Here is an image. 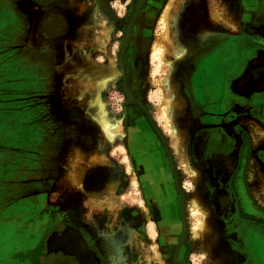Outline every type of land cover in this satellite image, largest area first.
I'll return each mask as SVG.
<instances>
[{
    "label": "rangeland",
    "instance_id": "1",
    "mask_svg": "<svg viewBox=\"0 0 264 264\" xmlns=\"http://www.w3.org/2000/svg\"><path fill=\"white\" fill-rule=\"evenodd\" d=\"M139 2L0 0V264L38 247V264L63 248L77 256V227L108 264H172L183 222L178 264L241 263L230 254L247 227L230 186L242 159L264 209V50L232 53L242 56L229 62L217 113L187 65L207 48L264 45V0H173L180 60L161 39L169 0H143L126 39ZM170 82L186 101L176 139L209 215L189 202L196 179L172 146ZM204 216L215 230L195 237ZM51 226L66 229L46 235Z\"/></svg>",
    "mask_w": 264,
    "mask_h": 264
},
{
    "label": "flooded vegetation",
    "instance_id": "2",
    "mask_svg": "<svg viewBox=\"0 0 264 264\" xmlns=\"http://www.w3.org/2000/svg\"><path fill=\"white\" fill-rule=\"evenodd\" d=\"M259 48L264 50V45L254 44L251 46H247L243 43L240 45H236L235 47L229 49L227 52H221V48L211 47L203 50L201 54L199 55L197 54V57L195 54H193V58L189 60V63L187 65L188 73L190 72L192 74V77L195 78V82H198V80H203L204 83H207L208 89L211 90V92H213L214 95L213 100H215L216 104L214 102L209 103L210 105H208V107L212 108L211 111H213L214 113L221 111L220 107L222 103L221 97H222L223 82L228 72L232 71L233 69V65L230 64L229 62L234 61L235 60L234 58H237V56H242L240 54L242 53V51H251ZM239 50H241L240 53H238V55L232 59L231 57L232 53L238 52ZM195 82L194 84H196V87H198V84ZM205 87H206L205 85L202 86L204 90ZM212 104H215V106L212 107ZM241 168H242V159L231 178L230 189H231L232 197L235 199L237 214L241 218V220L245 223L244 226L247 227L246 228L247 231L245 232L246 235H244L245 238H243L244 240L242 241V247L239 250L231 253L230 256H233L234 254L240 255V257L238 258V261L241 262L240 264H264V209H262L260 206L256 205L253 202L250 193L247 191L244 179H242V177L240 176ZM176 190H177V185H176ZM65 227L66 226H51L49 228L50 231H47L46 235L55 231L56 232H60L62 230L64 231L66 229ZM183 227L185 228V225H183L182 228ZM87 237L91 240L90 241L91 243L89 242ZM77 238H79L80 243L83 244L85 248H87V250L90 251L89 253L91 257L97 259V264H108L104 261L103 255L101 254L100 251L99 243H97V240H95L92 236H90V234H88L82 228L77 227ZM43 245L46 246V241H43ZM39 249L40 248L38 247L37 249L35 248L34 250L30 251L28 255L26 254L25 257H23V260L21 262H13V261L10 262V260L8 262L6 260L4 264H38L36 261L38 260V257L41 254L40 252L41 250ZM64 249L65 248L59 251V255L57 256L56 259H54L53 264H86L87 263L86 260L84 259V254L82 250L83 248H81L80 246L77 247L76 259L73 256L72 258L69 255L70 252L68 250L66 249L64 250ZM179 249L177 250L176 253L175 264H178ZM174 253H175V248L173 250V254L171 258L172 264H173ZM237 257L238 256H236V258Z\"/></svg>",
    "mask_w": 264,
    "mask_h": 264
},
{
    "label": "bare ground",
    "instance_id": "3",
    "mask_svg": "<svg viewBox=\"0 0 264 264\" xmlns=\"http://www.w3.org/2000/svg\"><path fill=\"white\" fill-rule=\"evenodd\" d=\"M172 3H173V0H169V6L166 8V10H165V12L161 18L162 22H163V31L161 33V39L173 49V51L176 54L177 60H180L183 56L184 49L181 45H179L176 42L175 35L172 31V26L174 25V21H175ZM135 14H136V12H135ZM215 16L217 17L216 13H215ZM131 22H132V20H131ZM158 55H159L158 52H156V56H158ZM241 82H242L241 85L243 86L244 79ZM164 84L166 85V83H164ZM185 102H186L185 98L183 96H181V94H180L179 85L176 82H170L169 89L166 91L165 98H164L163 103H162V109H163L164 113L166 114V116L168 117V119L170 120L171 125H172V135H173V137H175V141L173 140L172 146L176 152H177V145L179 144L181 146L182 153H183L182 158H181V163H183L186 166L187 170H189L192 173V176H194V178L196 179L197 187H196V190L193 192L192 196L189 198V202L194 206L196 211L199 210L200 212H206L209 215L210 209L202 203L203 193H202L201 181H200V178L198 176L199 172L195 169V167L191 163L190 149H189V147H186L185 145L182 147L181 139H176V135L178 134L179 130H178V127H177L176 122H175V114L185 104ZM120 121H121V119H120ZM118 124L119 123L114 124L113 126L111 125L112 128H111L110 134H113L112 132L118 128ZM186 145H188V143ZM177 190L179 191L178 187H177ZM183 224H184V222H183ZM211 229L215 230L212 227V225L210 224L208 217L204 216L201 220H199V222L196 226L192 227L191 230H192L193 235L195 237H197L199 235L203 236V237H208V234H209V232H211ZM196 231H198V233ZM184 237H185V228L183 227L181 230V234H180L178 243L180 241V243L182 244ZM178 243H177V245H178ZM181 244L178 245V249L181 246ZM177 245H176V247H177ZM176 253H177V251L175 248L174 254H176ZM236 256H238L237 257V260H238L240 255H238V254L233 255L234 258H236Z\"/></svg>",
    "mask_w": 264,
    "mask_h": 264
},
{
    "label": "crops",
    "instance_id": "4",
    "mask_svg": "<svg viewBox=\"0 0 264 264\" xmlns=\"http://www.w3.org/2000/svg\"><path fill=\"white\" fill-rule=\"evenodd\" d=\"M0 225H1V224H0ZM87 239L89 240V242L91 241L88 237H87ZM77 240L80 242V239H79V238H77ZM90 243H91V242H90ZM89 252H90V251L87 250V248H85V250L83 251L84 259H85L86 262H87L86 264H97V259L91 257V255H90ZM74 258L76 259L77 256H74ZM92 258H93V259H92Z\"/></svg>",
    "mask_w": 264,
    "mask_h": 264
},
{
    "label": "water",
    "instance_id": "5",
    "mask_svg": "<svg viewBox=\"0 0 264 264\" xmlns=\"http://www.w3.org/2000/svg\"><path fill=\"white\" fill-rule=\"evenodd\" d=\"M142 2H143V0H140L139 4H138V6H137L138 9H137V8L135 9L134 14H133V16H132V18H131L132 22H131V20H130V22H129V26H128V30H127L126 39H128V36H129V29H130L131 25L133 24V21L135 20V17H136V15H137V12H138L139 7L141 6ZM135 12H136V14H135ZM134 15H135V16H134ZM133 17H134V18H133ZM183 225H184V224H183ZM175 258H176V254H174V256H173V264H175Z\"/></svg>",
    "mask_w": 264,
    "mask_h": 264
}]
</instances>
